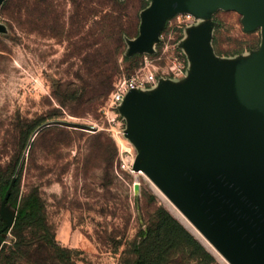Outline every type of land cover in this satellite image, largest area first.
Instances as JSON below:
<instances>
[{"label":"rangeland","instance_id":"374dc122","mask_svg":"<svg viewBox=\"0 0 264 264\" xmlns=\"http://www.w3.org/2000/svg\"><path fill=\"white\" fill-rule=\"evenodd\" d=\"M165 1L0 0V178H11L23 158L17 200L39 196L49 234L66 251L60 257L26 229L18 257L8 231L0 264H130L131 243L159 207L213 255L210 264H230L144 172L133 171L143 141L125 137L133 117L124 108L113 121L104 90L140 68L152 70L156 84L133 98L200 87L193 43L202 36L219 66L240 67L235 83L259 92L264 68L254 60L264 53V30H247L241 14L216 8L181 26L173 15L138 47L145 16ZM155 160L149 151L140 166ZM187 256L180 250L169 264L196 263Z\"/></svg>","mask_w":264,"mask_h":264},{"label":"water","instance_id":"95a60500","mask_svg":"<svg viewBox=\"0 0 264 264\" xmlns=\"http://www.w3.org/2000/svg\"><path fill=\"white\" fill-rule=\"evenodd\" d=\"M216 8L241 14L247 30H264V0H166L145 16L137 45L178 12ZM193 45L200 87L167 91L163 99L133 98L146 91H131L119 108L133 117L125 137L143 141L133 170L144 172L230 264H264V88L253 93L235 83L240 67L219 66L202 36ZM254 61L264 68V53ZM149 151L156 160L144 169L140 160ZM16 178L0 199V248L16 215L8 202Z\"/></svg>","mask_w":264,"mask_h":264},{"label":"trees","instance_id":"16d2710c","mask_svg":"<svg viewBox=\"0 0 264 264\" xmlns=\"http://www.w3.org/2000/svg\"><path fill=\"white\" fill-rule=\"evenodd\" d=\"M112 85H108L104 93L110 91ZM79 92L80 96H82L85 92V87H80ZM43 125L34 126L32 131ZM22 169L23 163L19 162L17 167L14 168V174L17 175V178L8 197V202L16 208L13 226L10 229L4 230V233L12 231L17 239L14 242V246L11 247L10 252L16 254L18 257L23 255L26 251L22 249L24 247L22 241L24 239V230L34 229L40 233V240L54 248L60 257H64L66 251L60 248L49 234L39 196L36 193H29L22 199L21 203L17 200ZM11 178H0V199L3 198ZM2 226L3 223L0 220V228ZM4 240V237H2V242ZM180 250H186L188 254L187 259L196 261L195 264H210L214 261L213 255L189 230L165 208L159 207L156 210V221L141 232L140 239L134 240L131 243L129 251L134 258L130 264H169ZM2 252H4L3 246L0 248V253ZM4 255L7 257L6 254Z\"/></svg>","mask_w":264,"mask_h":264},{"label":"built area","instance_id":"2783aa9c","mask_svg":"<svg viewBox=\"0 0 264 264\" xmlns=\"http://www.w3.org/2000/svg\"><path fill=\"white\" fill-rule=\"evenodd\" d=\"M174 17L177 19V25L181 26L192 20L194 15L190 12L183 11L176 13ZM154 84H156V77L154 72L150 69L140 68L129 76L119 77L113 83L107 98L108 110L114 115L112 120L114 121L120 114L119 108L131 91H147L149 87H152ZM121 166L127 167V164L123 161Z\"/></svg>","mask_w":264,"mask_h":264},{"label":"bare ground","instance_id":"6f19581e","mask_svg":"<svg viewBox=\"0 0 264 264\" xmlns=\"http://www.w3.org/2000/svg\"><path fill=\"white\" fill-rule=\"evenodd\" d=\"M139 172V171H138ZM142 172V171H141Z\"/></svg>","mask_w":264,"mask_h":264}]
</instances>
